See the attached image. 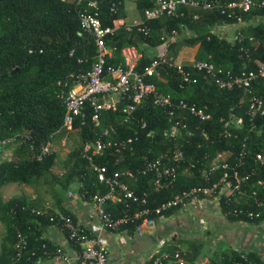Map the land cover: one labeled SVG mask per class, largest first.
<instances>
[{
  "label": "trees",
  "instance_id": "16d2710c",
  "mask_svg": "<svg viewBox=\"0 0 264 264\" xmlns=\"http://www.w3.org/2000/svg\"><path fill=\"white\" fill-rule=\"evenodd\" d=\"M127 2L133 5L140 20L143 11L152 7L147 0H99L98 19L101 25L109 27L113 20L123 19V5ZM111 4L117 7L113 15L109 12ZM195 14L197 18L193 20ZM242 19L245 25L241 29V38L230 41L222 40L212 32L219 25H229L228 20L215 12L193 8L179 7L175 17L147 21V37L120 26L107 37L106 45L115 50L113 59L107 63H120L117 52L125 46H134L140 53L136 66V71L140 72L149 63L155 48H164L167 57L179 62L175 59L182 49L195 47L193 61H204L232 75L237 74L243 68L252 69L257 61L264 63V9L244 13ZM170 32L178 33L179 37L163 47L161 38ZM28 50L31 52L28 53ZM94 54L92 39L88 34L80 33L74 6L69 0H0V140L14 138L11 148L6 147L12 151L9 160L0 162V224L4 230L0 242V263H7L12 257L16 232L26 237L28 250L38 249V236L45 227L53 225L47 217L31 215L30 210L43 209L45 203H55L56 189L65 190L69 185H74L78 194L85 192L84 200H88L96 190L105 193L106 189L96 183L90 165L80 156L82 144L96 140L110 143L105 146L101 156L92 159L93 164L105 167L107 174L134 170L144 161L154 159L160 153L169 151L173 144H178L168 142L164 137L167 121L161 109L146 101L136 109L134 119L123 124L120 114L122 103H119L116 111L101 113L96 127L89 121L88 109H85L82 124L80 118L74 120L71 132L77 135L79 146L70 150L64 160H59L53 150L40 160L36 159L41 145L46 142L52 144L62 134L56 132L63 115V97L74 81L69 75L87 72L94 61ZM185 67L189 68V65L185 64ZM191 71L196 83L183 90L177 89L176 73L172 68H159L158 78H144L145 82L154 83L163 94L168 93L172 100L182 99L193 103L210 114V120L203 124L207 139L195 133L183 144L186 161L199 159L200 165H196L199 169L206 166L216 151L224 153L229 150L236 154L244 144L245 156L238 172H252L248 184L256 180L264 181V165L254 160L255 153L264 155V115L254 118L247 115L249 96L243 90H218L211 76L203 70ZM251 93L261 99L264 110V79L253 82ZM220 118L225 121L240 120L242 128L234 131L237 139L216 137L215 133L221 126ZM141 123L144 127L139 129ZM108 125L113 126L115 133L103 137L102 130ZM252 125L254 128L250 129ZM133 133L137 136L133 150L115 153L111 143L131 137ZM203 156L205 159H202ZM193 173H196L194 179L178 176L173 189L157 192L151 190L150 175L138 176L135 181L126 182L135 194L146 193L147 207L152 209L179 190L203 184L197 172ZM9 184L32 187L40 193L32 199L20 195L4 201L1 189ZM258 196L264 197V189H258ZM125 204L128 202L124 200L107 203L106 210L118 216L125 210ZM130 206L132 211L135 205ZM227 209L220 201L218 210L231 223L255 226L264 220V208L261 218L254 221L228 216ZM175 211L168 210L162 215L169 216ZM59 213L73 220L65 211ZM132 227L125 226L127 235L131 234ZM179 243L181 240H168L157 253L164 250L170 252ZM184 244L185 264H192L201 245L192 240L184 241ZM246 255L248 259L262 264L255 254L247 252ZM27 257L24 254L19 264H33L41 255L38 253L36 257ZM234 259L237 256L232 251L217 250L206 257L203 264H228Z\"/></svg>",
  "mask_w": 264,
  "mask_h": 264
},
{
  "label": "built area",
  "instance_id": "2783aa9c",
  "mask_svg": "<svg viewBox=\"0 0 264 264\" xmlns=\"http://www.w3.org/2000/svg\"><path fill=\"white\" fill-rule=\"evenodd\" d=\"M69 1L73 3L79 31L91 37L95 54L94 61L87 72L69 75V78H74V81L63 97V115L56 133H70L73 122L77 118L81 119L82 124L85 109L89 110V121L96 127L99 124L101 113L116 111L119 103H122L121 123H128L134 119L136 109L147 101L151 106L164 112L167 121L164 137L168 142H178V144H173L169 151L160 153L154 159L144 161L134 170H121L111 174H107L105 167L92 162L93 157L101 156L105 146L110 143L96 140L94 143L82 144L81 158L85 159L92 168L96 183L106 189L105 193L96 190L88 197L91 205L90 222L80 225L67 215L53 212L49 203H45L43 209H31V215L47 217L48 222L65 234V246L51 245L41 233L36 240L39 243L38 249L28 250L26 237L16 232L14 253L9 262L0 264H19L24 254L28 255V259L36 257L38 253L42 258H53L62 264H69L71 261H77L80 264H106L107 234L127 235L125 226L133 225L129 236L140 238L146 232H153L155 219L163 218V212L172 209L182 211L189 202L205 198L213 199L218 207L222 201L228 208L226 211L228 216L243 217L247 221L259 220L262 216V208H264V197L258 196V189H264V181L256 180L248 184L252 172L245 174L238 172L237 169L242 166L245 156L244 144H241V150L236 154L229 150L224 153L216 151L206 166L197 169L196 165H200V160L186 161L183 144L195 133L202 139H207L208 135L203 124L210 120V114L206 113L203 107H197L193 103H187L182 99L172 100L168 93L163 94L154 83L145 82L144 78H158L159 68H172L176 73L177 89L183 90L186 86L196 83L191 70H203L211 76L218 90H243L249 96L247 115L254 118L264 115L261 99L251 93L253 82L264 79V63L257 61L252 69L243 68L237 74L232 75L231 72L215 68L204 61L175 62L167 57L166 50L162 48L152 54L149 63L138 72L136 66L140 60V53L137 48L134 46L121 48L117 52L121 62L110 65L107 62L113 59L115 50L106 45V40L120 26L127 31L135 30L142 37H147L149 34L147 21L160 17H175L179 7L215 12L228 20L229 26L241 28L245 25L242 15L254 9H264V0H147L152 7L143 11L142 20L128 24L113 20L109 27H103L98 19L99 0ZM109 12L112 15L115 14L116 5L111 4ZM196 18V14L192 16L193 20ZM178 37L176 32L164 35L161 38L164 41L163 47L174 42ZM240 38L241 34L236 32L232 40ZM30 52L31 50H28V53ZM185 64H188L189 68H186ZM219 123L221 126L215 133L217 138L237 139L234 131L242 128L240 120L225 121L220 118ZM143 127L144 124L141 123L139 129ZM253 128L252 125L250 129ZM114 133L113 126L108 125L102 130L101 135L107 137ZM13 140L14 138L0 140V162L9 160L5 158L4 150L8 149L7 146L11 148ZM136 141L137 136L133 133L131 137L112 142L111 146L115 153L124 150L132 151ZM59 143L63 145V139H60ZM51 151V143H44L39 147L36 159L40 160ZM202 159H205V156ZM254 160L259 165H264V155L261 153H255ZM193 171L197 172L203 184L179 190L152 209L147 207L146 193L135 194L126 182L127 180L135 181L138 176L150 175L151 190L157 192L173 189L178 176L183 175L190 180L194 179L196 173ZM84 194L85 192L79 193L78 197L82 199ZM65 195L68 198L74 196L71 190H67ZM122 200L135 205L134 209L130 211L131 206L125 204V210L118 216L106 210L107 203ZM152 216L157 218H152ZM137 221L139 222L136 223ZM157 244L161 249L167 241L160 239ZM66 246L75 248L77 253L75 251L72 254L68 253ZM230 251L237 256V259L231 260L228 264H259L248 259L247 252L239 248H231ZM146 264H185L184 252L178 247L170 252L164 250L150 256Z\"/></svg>",
  "mask_w": 264,
  "mask_h": 264
},
{
  "label": "crops",
  "instance_id": "0c3cea01",
  "mask_svg": "<svg viewBox=\"0 0 264 264\" xmlns=\"http://www.w3.org/2000/svg\"><path fill=\"white\" fill-rule=\"evenodd\" d=\"M123 12L125 17L119 20V22H123L124 24H128L130 22H138L141 19L136 13L131 3L127 2L123 5ZM217 28H219L218 29L219 31H226L227 29H230L231 26L226 24L219 25L216 28H214L212 32L214 33V31ZM194 50L195 47L192 48L193 51L192 56ZM178 59L179 57L177 55L175 60L180 61ZM69 189L73 190L74 196L71 198H68L65 195V192ZM56 192H57L56 195L57 199L55 203L50 205V209L53 212L65 211L66 213L70 214L73 217L74 222L80 225H86L88 222H90L89 215L91 212V205L88 200H84L78 197V193L74 185H69L65 190L56 189ZM27 197L30 199L34 198L32 196H27ZM206 202L209 203L212 202L216 204V202L211 198L195 200L189 202V204H187V206L182 211H175L169 216L155 219L153 232L144 233L141 236L142 238L140 239L138 238L139 240L137 238H133L126 234H120V235L113 233L107 234L106 238L108 241V254H107L106 264H146L148 262V258L156 254L160 250V247L157 244V239L159 238V233H161L162 230H165L166 223L170 220V218L174 217L176 219V224H177V228H176L177 230H173L172 233H170L171 235L170 241L173 242L175 239L182 240V236H184L183 232L187 230L189 227H192V223L188 219L191 220L192 218L194 219L195 217L201 216L203 211L204 212L206 211V206H205ZM217 210H218V206H217ZM222 217L224 216L222 215ZM204 230L205 228H203V231ZM41 233L48 241V243H50L51 245L65 246V234L63 232H60L56 227L47 226L43 229ZM248 235L245 238H241V240L245 243V246H247L241 250L244 252H250L255 254L260 259L262 264H264V242L262 241L264 240V238L259 237L263 235H259L258 236L259 238L256 236H252L251 233H249ZM173 237L174 239H172ZM150 238L156 239V241L150 242L149 240ZM224 238L225 239H221L218 246H214L213 249L206 248V250H204L205 252H202L201 249L202 247L200 246L199 254L195 258L192 264H203L205 258L208 257L214 250L226 251L225 249H223V244L226 243V245L230 246L231 248L232 242H238L240 236L233 233L232 235L229 236L227 235ZM235 245H237V243ZM66 251L70 254H72L74 251L75 253H77V250L71 246H66ZM33 264H62V263L58 262L53 258H47V259L38 258L37 260L34 261ZM69 264H80V263H78L77 261L76 262L71 261Z\"/></svg>",
  "mask_w": 264,
  "mask_h": 264
},
{
  "label": "rangeland",
  "instance_id": "374dc122",
  "mask_svg": "<svg viewBox=\"0 0 264 264\" xmlns=\"http://www.w3.org/2000/svg\"><path fill=\"white\" fill-rule=\"evenodd\" d=\"M219 28H217L214 33L216 35L225 41L232 40V37L235 35L236 32H239L241 34V28L237 27H231L230 29H227L226 31H219ZM160 48H155L153 50V54H155ZM192 48H184L182 49L178 57L180 60L179 62L187 63L189 60H191L192 57ZM181 58V59H180ZM60 139H63L64 144H60ZM79 146V140L75 133H63L57 138L52 141L51 148L52 150L57 154V157L59 160H64L69 153L70 150L73 148H77ZM11 149L4 150V156L5 158H10L11 155ZM7 190V191H6ZM73 191L72 189H69ZM40 191H36L35 188L32 187H23L21 185H15V184H9L1 189V198L3 200L8 199L10 197L18 196V195H26V196H32L39 195ZM206 211L202 213L201 216L192 218L191 220L188 219L192 223V227H189L187 230L183 232L181 243L177 244L176 246L181 249L185 254V244L184 241L192 240L196 241L201 244L202 252H205L206 248L213 249L214 246H218L221 239H225L227 235H232L233 233L240 236L238 242H232L231 248H239L244 249L245 243L241 240V238L247 237L249 233H251L252 236L260 238H264V220H262L259 224L256 226L249 225L247 223H231L222 217L220 212L217 210V205L215 203H205ZM0 225V242L2 239V236L4 234L3 227ZM177 224L176 219L174 217L170 218V220L166 223L165 230H162L161 233H159V238L164 239L166 241L171 239L170 233H172L173 230H177ZM203 228L205 230L203 231ZM208 233V234H206ZM250 236V235H248ZM258 237V238H259ZM142 238V237H140ZM139 238V239H140ZM138 239V238H137ZM138 239V240H139ZM150 242L156 241V239L150 238ZM264 242V240H262ZM237 243V245H235ZM230 246L226 245V243L223 244V249L226 251H230ZM215 251V250H214ZM42 258V257H41Z\"/></svg>",
  "mask_w": 264,
  "mask_h": 264
},
{
  "label": "water",
  "instance_id": "95a60500",
  "mask_svg": "<svg viewBox=\"0 0 264 264\" xmlns=\"http://www.w3.org/2000/svg\"><path fill=\"white\" fill-rule=\"evenodd\" d=\"M4 76H5V75H4ZM4 76H3V77H4ZM172 239H174V237H173Z\"/></svg>",
  "mask_w": 264,
  "mask_h": 264
}]
</instances>
